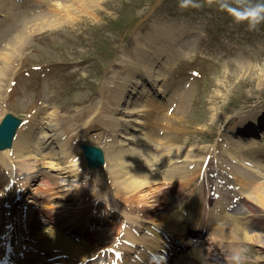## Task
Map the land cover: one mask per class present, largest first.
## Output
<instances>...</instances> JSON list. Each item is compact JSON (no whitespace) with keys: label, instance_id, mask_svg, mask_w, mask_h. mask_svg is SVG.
<instances>
[{"label":"rangeland","instance_id":"rangeland-1","mask_svg":"<svg viewBox=\"0 0 264 264\" xmlns=\"http://www.w3.org/2000/svg\"><path fill=\"white\" fill-rule=\"evenodd\" d=\"M193 2L198 7L182 9L179 7L180 0H100L99 11L95 12L89 0L84 4L82 0H23L16 4L12 10L14 16L1 30L0 55L6 47L17 48L13 50L16 59L9 62V66L2 64L0 69L5 78L4 85H0V95L3 97L0 103V124L9 112L27 120L36 117L38 121L46 119L45 114H57L55 118L63 130L64 138L72 151H75V160L80 162L77 171L73 172L65 166L67 164L62 163L57 167L51 165L48 158L41 157L42 160L29 162L30 166H34L29 169V164H22L9 157L18 184L24 177L36 178L35 184L31 182L28 186L30 190L26 188L27 193H22L33 195L42 186L48 187L49 184L44 183L47 180L45 176L52 174L60 180V184L51 187V190H60L56 193L62 195L56 198L57 195L52 194V203H58V211L53 209V212L64 215L65 222L67 219L78 224L81 221L74 212L77 207L75 196L78 193L74 189L79 186L85 187L84 195H90L83 202L84 205L94 203L101 212L113 216L112 220L98 216L97 222L91 221L82 231L72 230L71 239L83 245L92 239L91 242L103 249L85 261L80 260L78 264H111V259L106 258L104 251L113 248L116 245L114 242L123 232L119 226L125 224L123 209L129 206V199H123L124 207L109 195V191L114 192L116 187L108 166L103 163L111 150L114 132L105 129V120L101 116L106 108H103L102 103L109 101L111 89L114 88L113 81L116 82L118 74L124 70L116 64L122 63L126 54L134 53L137 37L146 36L154 24L173 28L185 26L196 41L169 79L164 80L163 94L156 95L160 106L156 109L157 115L163 113L160 117L162 121L159 118L158 125L148 130L149 135L157 136L159 146L163 141L164 147L160 151L143 143L138 147L149 149L146 152L148 156L152 155L149 157L153 160L152 167L160 170L166 166L167 159H174L181 152H190L189 159L193 160L211 156L208 158V177L213 179V183H220L221 179L220 187L226 192L224 200L230 205L227 211L237 218L234 222L233 217H230L228 223H236L238 228L259 235L258 240L247 241L243 232L237 234L235 246L242 257L241 264H264V210H247L245 197L235 180L231 179V173L227 170L217 173L212 169L223 158L229 157L226 147H231V142L238 139L232 135L234 125L239 124L243 117L250 118V126L253 127V115L258 110H264V23L255 30H249L245 23L236 24L225 11H221L218 0L211 3L209 0ZM251 2L264 3V0ZM52 4L56 9L51 11ZM67 12H74L78 17L68 20ZM31 30L35 31L30 33ZM19 34L22 39L16 44ZM172 113L175 116L170 120ZM259 122L264 123L263 120ZM250 135H244L247 137L245 140L241 139L244 145L249 146L244 154L251 160L255 159V167L263 175L264 124L254 129L253 136L259 142L249 143ZM85 144L99 148L103 152L104 161L89 167L82 149ZM174 146L178 147L177 152L171 150ZM42 149L38 147L39 157ZM235 160H232V164L238 163ZM2 166L0 164V168ZM200 181L199 178L195 180L197 186H200ZM210 184L212 188L215 186L204 183V191L209 190ZM168 185L154 187L168 188ZM173 189L174 186H169V195L158 213H166L172 207L173 196L176 194L172 192ZM152 190H144L146 202L137 204L135 201L133 205L138 208L141 203L146 207L154 206L157 193ZM23 194L22 200L33 201L30 199L33 196ZM117 195L126 197L128 193ZM105 197L106 202L102 201ZM239 204L240 207L235 210L234 207ZM249 204L255 208L251 201ZM29 205L37 211L36 229L40 228L47 217L41 201ZM209 232L203 241L211 240ZM213 249L219 256L218 261L230 264V259L225 257L230 258L232 249L226 247L224 250L216 246ZM74 262L69 259L63 261L64 264Z\"/></svg>","mask_w":264,"mask_h":264},{"label":"bare ground","instance_id":"bare-ground-1","mask_svg":"<svg viewBox=\"0 0 264 264\" xmlns=\"http://www.w3.org/2000/svg\"><path fill=\"white\" fill-rule=\"evenodd\" d=\"M86 2L88 0H82V4ZM89 2L90 5L93 4L95 12H98L100 0H89ZM15 8L16 2L14 0H0V34L1 30L8 24L10 17L14 16L12 10ZM50 8L51 11L56 9L53 4ZM73 13L67 12L66 18L71 20L78 17ZM59 20L61 21V19ZM152 28V31L146 36L137 37L134 53L126 54L123 56L122 63L116 64L118 68L123 67L124 70L118 74L116 82L113 81L114 85L112 86L114 88L111 89L109 101L102 103L103 108H106L105 113L101 116L105 120L103 121L105 129L114 132L111 150L103 163L108 166L116 187L115 191L111 187L114 192L109 191V195L118 200L122 206H124L123 199H129V206L123 209V216L126 218L125 224L119 226L123 235L118 239L115 249L111 252L105 250L104 254L106 258L111 259L113 264H150L152 256L160 252L159 249L168 244L175 246L173 242L168 240V237L176 239V235H180L183 242H189L187 237H182L188 229L194 231L188 226L189 217L195 229L206 228L210 224L208 221L215 217L219 221L215 222L211 228V240L208 242V239H204V241L200 239L196 244L193 242L190 253L182 256L177 264H226L218 261L219 256L215 254L214 246L222 247L224 250L229 247L232 249V256L238 251L235 246L238 233L243 232L247 241L258 240L259 235L254 234V232L251 233L247 229L238 228L236 223H228L227 220L230 217H233V221L237 218L230 211H227L230 210V205L225 204L226 192L220 187L221 183H213V179L207 178L209 157L193 160L189 159L190 152H181L174 159H172L173 157L167 159L166 166L160 170L152 167L151 161L153 160L149 158L152 155L148 156L146 152L148 148L140 149L138 147L142 143L153 146L155 151H160L164 147L163 141L160 142L159 146L157 136L149 135L148 130L152 126L156 127L163 115V113L157 115L156 109H159L160 106L156 101V95L163 94L165 91L164 80L169 79L177 68V64L181 62L182 57L187 55L188 50L194 44V35L185 26L173 28L154 24ZM34 31L31 30L30 33ZM21 39L22 35L17 40L15 39V43L18 44ZM14 47V49L17 48V46ZM14 49L6 47L0 55V69L2 64L6 63L9 66V62L16 59ZM3 78L4 74L0 70V85H4L5 78ZM1 99H3L2 95H0V103ZM107 104L109 105L106 107ZM1 106L0 104V108ZM136 114L141 116H136ZM174 116V113L170 114L169 119L171 120ZM45 117L46 119L43 121H38L36 117H32L30 120L21 118L15 130L12 145L8 148H0L2 149L0 151V164L3 165V168H0V236H2L0 238V264L7 262L21 264L19 253L25 249L27 251L33 249L49 251L55 258L49 260L50 263L69 259L75 261L74 264H78L80 260L89 259L101 248L91 242L92 239H88L85 245L71 239L72 230L79 229L82 231V229L87 228V225H90L91 221L97 222L98 216L110 218L109 220H112L111 217H113L108 212L105 214L101 212L94 203L84 205L83 202L90 195L88 197L84 195L85 187L79 186L74 189L78 193L75 196L77 207L73 211L81 219L79 224L82 225L79 228L78 223H72L68 219L65 222L64 215L53 212V209L57 210L58 203H52V194L57 195L56 198L62 195L56 193L60 190L56 191L54 188L51 190V187L60 184V180L52 174H47L45 176L47 180L44 181L45 184H49L46 188L50 192L42 186L41 190L35 191L33 195H25L27 193L26 188L30 190L28 186L31 182L32 185L35 184V177L30 178V173L27 172L30 177H24L25 179L18 184L17 179H15L16 173L12 168V159L27 165L32 160L39 161L42 160L41 157H45L48 158L51 165L59 167L58 165L62 163L67 164L65 166L73 172L77 171L80 166V162L75 160L73 156L75 151H72L70 145L67 144L63 130L55 118L57 114L54 115L51 112L45 114ZM253 118L255 120L253 127L250 126L252 124L251 119L243 117L239 124L234 125L232 135L238 139L231 142V147L227 145L226 153L229 154V157L223 158L216 167L212 168L217 173L226 170L231 173L238 184V189L242 191L243 197H245V206L250 211L252 209L255 211L257 208L264 210V174L261 175V170L255 167V159L251 160L245 157L244 151L249 146L248 144L244 145L241 140L247 139L244 135L248 134L249 136L251 134L248 139L249 143L259 142L258 138L253 136V129L256 130L260 127L258 125L260 120L264 121V110H258ZM169 123L167 122V124ZM38 144L40 146L36 147ZM38 147L43 148L40 157V153H37ZM177 149L178 147L174 146L171 150L177 152ZM9 157L12 159L10 160ZM235 158L238 163L232 164ZM257 163L260 164L258 161ZM30 168L33 169L34 166L29 164ZM18 176L21 177L19 174ZM199 177L201 182H199L200 186H197L195 180ZM204 183H212L215 186L212 188L210 184L209 190L204 191ZM160 184L169 185L168 188L154 187ZM169 186H174L175 190L173 189L172 192H176L173 196L172 207H169L165 211L166 213H158V210L162 208L161 204L166 201V196L169 195ZM147 188H151L157 193L156 198H154L155 205L146 207L145 204L141 203L139 208L133 205L135 201L137 204L141 201H147V195L143 194ZM179 189L180 192H178ZM23 191L25 194L22 193ZM120 193L121 195L128 193V195L120 197L117 195ZM22 194L33 196L30 198L33 201L26 202L24 198L22 200ZM106 198L102 201L106 202ZM142 198L144 200H141ZM38 200L41 201L47 217L42 226L36 229L37 211L29 203H37ZM180 200L182 201L180 202ZM250 201L256 209L250 206ZM60 206L62 207V205ZM22 207H26V209H22ZM239 207L240 204L234 208L236 210ZM77 217L75 218L77 219ZM230 224L234 226L229 227ZM174 249L176 250L177 247ZM40 257L42 256L36 257V260ZM106 258L104 259L106 260ZM225 259H229V257H225Z\"/></svg>","mask_w":264,"mask_h":264},{"label":"clouds","instance_id":"clouds-1","mask_svg":"<svg viewBox=\"0 0 264 264\" xmlns=\"http://www.w3.org/2000/svg\"><path fill=\"white\" fill-rule=\"evenodd\" d=\"M213 2V0H209ZM198 7L193 0H180L179 7L184 9ZM218 7L225 11L236 24L245 23L249 30H255L264 23V3L251 0H218ZM230 264H241V255L236 252L229 258Z\"/></svg>","mask_w":264,"mask_h":264},{"label":"water","instance_id":"water-1","mask_svg":"<svg viewBox=\"0 0 264 264\" xmlns=\"http://www.w3.org/2000/svg\"><path fill=\"white\" fill-rule=\"evenodd\" d=\"M19 123L20 118L12 115V113L5 115L0 124V148L12 145L14 133ZM83 149L89 166H94L104 161L103 152L99 148L85 144Z\"/></svg>","mask_w":264,"mask_h":264}]
</instances>
